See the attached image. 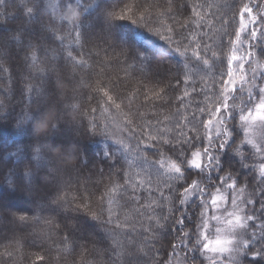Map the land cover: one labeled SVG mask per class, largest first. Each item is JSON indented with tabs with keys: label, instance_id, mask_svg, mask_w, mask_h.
Masks as SVG:
<instances>
[{
	"label": "snow or ice",
	"instance_id": "snow-or-ice-1",
	"mask_svg": "<svg viewBox=\"0 0 264 264\" xmlns=\"http://www.w3.org/2000/svg\"><path fill=\"white\" fill-rule=\"evenodd\" d=\"M2 3L3 0H0V4ZM20 3L27 10L30 20L37 17H47V19L40 20L35 29L39 33L36 39L25 35V28L32 27L30 24L24 28L13 29L14 34L10 35V39L16 41L25 50L23 60L32 70L31 76L27 78L28 82L22 89V95L28 97L30 102L23 110V116L17 120L16 127L17 129L24 127L32 137L33 143L25 149L31 155L23 169L18 173L10 171L9 186L14 191L23 192L33 203L34 209L47 205L66 212L68 205L72 204L77 213H83L88 219L99 224L105 233V238L110 241V245L104 249L108 252L107 264H144V261L138 259L141 255L152 259L153 264H172V259L179 260L180 264H197L195 253L198 251L202 255L207 252L214 254L212 257H205L210 264H224L221 257L227 258V264H253V262L260 264L264 261V223L256 226L259 233L253 232L250 238L247 235L249 222L258 218L256 213L264 214V83H258V81H264V74H257V67L264 68V64L257 61L256 67L252 66L256 52L244 51L239 57L235 54L230 55L226 74L221 63L218 68L219 78L213 76L211 85L203 77L201 83H198L194 76L189 77L191 63L189 58L184 65L185 72L182 77H175L176 84H172L170 80L165 83L162 78L153 75L154 57L150 58L145 54V43L148 37L139 31L117 35L115 40L124 46L134 45L140 49L137 51L136 48L129 47L128 51L121 53L124 60L120 63L124 65V71L129 77L137 72L140 74L141 86L128 96H114L109 90L101 87L100 90L107 97L104 103L112 105L120 113L119 119L115 116L111 118L121 135L117 136L115 132H111L107 124L101 127L98 122H90L85 129L81 122L80 127L76 129L81 139L77 140L64 134V129L61 127L65 122L63 113L53 99L54 94L50 93L45 85L52 74H56L57 82H60L63 73L58 61L61 58L66 66L71 65L74 70L81 72V83H83L84 74L92 67L89 63L91 52L87 54L88 59L85 58L84 53L85 45L89 40L81 29L83 13L87 10L85 0H59V2L57 0H20ZM133 7L131 4H125L119 13L110 12L104 16L103 43L109 48L113 47L110 41L113 40L112 29L115 27L109 21L112 18L121 21L129 19L130 12L135 15ZM193 11L195 15L200 16V13L195 12V6ZM146 15L147 13L141 14L139 20L134 23L147 25ZM259 15L264 18V6L260 7ZM220 23L221 28L217 31L221 33V43L215 46L205 41L197 43L183 31H177L173 27L166 29L168 35L160 33L159 29H154V32L160 36V39L167 41V48H162V54L171 50L180 56L187 57L188 52L191 51L192 57L197 62L196 66L202 65L200 71L217 67L216 61L222 59L223 36L229 37L228 42L232 45L233 52L240 50L237 45L243 46L245 38L248 41V48L264 46V19L258 21L253 15V7L250 3H244L239 8V28L235 32V39L231 38L229 32L230 21L221 17ZM258 23L262 25L260 29L257 28ZM200 35L208 36V33L202 32ZM209 40H211L210 36ZM42 45L45 53L43 60L37 56L36 52ZM181 48L184 51H181ZM105 51L107 52L106 49ZM5 56L6 50L0 48V76L8 71L3 66ZM234 64L238 66L239 72L234 69ZM245 64L249 65L250 78L245 74ZM71 78L74 79V75ZM37 79L39 83H34L33 81ZM238 80L242 85L239 90L236 88ZM143 81L152 83L153 87L145 91L147 85ZM158 84L162 85L159 89L156 87ZM179 85L183 86L184 91L183 95L176 97L180 102L177 106V115L180 114L181 107L185 110L189 106L195 109L191 119L185 118L184 123L180 120H176L175 123L171 121L165 123L164 120L159 119L155 103L152 105L151 112V116L156 117L153 122L147 112L141 111L145 105L136 103L143 96L145 101L154 98L155 101H164L168 104L170 103L168 90L175 91ZM6 91L10 93L11 87H8ZM148 92H151V96ZM201 95L204 99L198 100L193 105L191 101ZM165 97L169 98L165 99ZM33 98L36 101L34 106L31 103ZM186 100L188 103H185ZM47 104H51L57 113L51 120L45 118ZM134 105L135 111H133ZM6 107L0 100V114ZM70 107L75 116L79 112L77 105L73 104ZM92 111L95 112L96 109ZM105 111L108 109L105 108ZM237 114L238 123L244 134L240 144L236 142L239 139L235 132ZM257 122H260L261 129L258 140L254 142L249 133ZM33 123H38L44 131L38 132L33 129ZM67 123L72 125L74 121ZM201 124L204 129L203 135L200 134L199 125ZM189 126V131L185 132V128ZM81 129L85 130L81 133ZM125 129L128 133L126 136L123 135ZM89 135H111L117 145L115 151L110 149L103 153L104 162L108 165L111 174L110 183L105 186L98 204L93 202L92 193L87 187H85L86 195H82L77 190L69 197L63 181L65 174L79 172L88 167L90 161L85 159L87 145L82 140H86ZM52 136L56 138L52 139ZM241 145L251 146V154L260 158L257 169L259 177L247 197L243 195L247 186L240 188L239 193L236 192L239 180L235 173L220 175L225 171L222 156L228 155L230 149L241 158L242 166L248 167L245 159L248 153L242 151ZM53 153L57 155L54 156ZM166 153L170 154L171 160L165 156ZM129 156H132V159H128ZM149 156L157 159L150 163ZM122 157L128 165L127 168L123 166ZM134 161H142L149 168L153 164H159L160 169H166L175 184L167 185V194L157 187L155 191H159L160 195L159 198H154L151 186L145 189L143 180L138 178L140 173L133 174ZM252 167L256 168L255 165ZM213 172L217 175H212ZM11 175H17L15 184L11 182ZM151 181L152 177L148 181L149 185ZM213 181L216 183L214 184ZM225 186L231 190L227 195L224 191ZM142 191L148 193L147 203H141ZM133 203L152 211V214L148 215L152 223L144 228V231L150 235L145 236L139 246L136 237L140 233L137 232L136 225L130 223V214L123 211L126 206ZM229 204L230 208L221 207V205ZM257 204L258 208H256ZM209 206H211L210 217ZM157 208L160 209L159 212H156ZM196 208H199V213L194 220L193 213ZM136 212L139 213V208ZM41 219L42 217L34 212L32 217L24 215L13 217L12 223L24 227L30 221L39 222ZM211 221L227 225L226 228H215V238H210L208 235ZM193 223L194 231H186V227ZM170 225L173 232L182 234L181 245L192 254L191 256L181 258L175 251L179 247L176 244L171 246L173 249L171 256L163 260L159 248L152 251L155 245L151 241L159 235L155 232V228L167 230ZM77 231H80V228L74 223L70 226L69 233L62 238L61 243L67 245L68 256L74 254ZM98 243H103V240H93L94 246ZM249 253H251V259H248ZM37 259L43 260V257ZM72 264H75L74 259Z\"/></svg>",
	"mask_w": 264,
	"mask_h": 264
},
{
	"label": "trees",
	"instance_id": "trees-1",
	"mask_svg": "<svg viewBox=\"0 0 264 264\" xmlns=\"http://www.w3.org/2000/svg\"><path fill=\"white\" fill-rule=\"evenodd\" d=\"M244 3L252 5L253 15L257 17L258 21L264 19L259 15L260 7L264 6V0H85L87 10L83 13L81 29L89 40L85 45L84 53L85 58L88 59L87 54L91 52L89 63L92 67L84 74L83 83H81V72L74 70L71 65L66 66L63 58H61L58 61L63 73L60 82H57L56 74H52L49 82L45 85L47 90L54 94L53 99L63 113L65 122L62 123L61 127L64 129V134L80 140L81 135L77 134L76 129L80 127L81 122L84 124L85 129L90 125V122H98L101 127L107 124L111 132H115L117 136L121 135L115 128L111 118L115 116L119 119L120 113L112 105L104 103L107 97L103 95L100 88L103 87L105 90H109L110 94L114 96H128L140 87L142 82L138 72L129 77L124 71V65L120 63L124 60V56L121 53L128 51L129 47L136 48L137 51L140 49L134 45L124 46L115 40L117 35L139 31L148 37V41L145 43V54L149 55L150 58L154 57L152 62L153 75L157 78H162L165 83L170 80L172 84H176L175 77H182L185 72L184 65L190 58L189 77L194 76L198 83L202 82L201 78L203 77L211 85L213 76H216L217 79L219 78L218 68L221 63L225 74L227 72V61L232 52V45L228 42V36L222 37L224 47L222 49V59L216 61L217 67L200 71L199 69L202 68V65L196 66L197 62L192 57L191 51L188 52L187 57L180 56L171 50L166 54H162V48H167V41L160 39L154 29H159L160 33L168 35L169 33H167L166 29L173 27L177 31H183L185 35L190 36L191 40L197 43L205 41L215 46V44L221 43V33L217 31L221 28V17L230 21L229 32L231 33V38L235 39V32L239 28V8ZM125 4L134 6L133 12L135 15L130 12L129 19L121 21L112 18L109 21V23L115 25L112 29L113 40L110 41L113 47L109 48L108 45L103 43L104 16L110 12L119 13ZM194 6L195 12L200 13V16L194 14ZM29 7H31L30 4ZM9 13L14 14L10 15ZM144 13H147L145 17L148 22L147 25L134 23ZM94 17H98V20H95ZM45 19L47 17H37L34 20H30L27 10L23 8L20 0H3V3L0 4V48L6 50L3 66L8 69L7 72L0 76V100L7 106L3 113L0 114V226H2V221H4L5 224L12 227L11 230L10 228L8 230L6 225L2 227L3 234L0 235V264H72L73 259L75 264H107L108 252L104 251V249L110 245V241L105 238V233L99 224L88 219L83 213H77L72 204L68 205L66 212L47 205L40 209H34L33 203L23 196V192L14 191L9 186L10 171L18 173L23 169L25 162L30 159L31 155L25 149L33 143L32 137L24 127L20 129L16 127L17 120L23 116V110L30 102L28 97L22 95V89L23 85L28 82L27 78L31 76L32 70L27 67L23 60L26 54L25 50L16 41L11 40L10 35L14 34L12 32L13 29L24 28L30 24L32 27L25 28V35L36 39L39 33L35 29L40 20ZM94 20L96 23L93 22ZM90 24L94 25V27H91ZM198 24L199 26H197ZM182 25H185V27L182 28ZM261 27L262 25L258 23L257 28L260 29ZM97 29L100 32L99 35L96 34ZM202 32L208 33V36L200 35ZM209 36L211 40H209ZM93 45H97V47H93ZM194 47L195 45L193 44ZM181 51H184V49L181 48ZM261 51H264V46L261 47ZM36 52L37 56L43 60L45 56L43 45ZM255 52L260 56L259 47L255 48ZM112 57H117V59H112ZM205 72H207V75H205ZM73 75L74 79L71 78ZM9 77H11V80H9ZM33 82L39 83V80L37 79ZM143 83L147 85V88L144 89L145 91L153 87L152 83L148 81H143ZM8 87L12 89L10 93L6 91ZM156 87L159 89L162 85L158 84ZM168 91L170 97V103L168 104H165L164 101H155L154 98L153 100L145 101L143 96L136 103L145 105L141 111L147 112L153 122L156 119V117L151 116L153 103L156 104L159 119L164 120L165 123L169 121L175 123L176 120L184 123L185 118L191 119V114L195 111L191 106L187 110L181 107L180 114L177 115V106L180 102L176 97L177 95H183V86L179 85L175 91ZM189 91H191L190 87ZM148 95L151 96V92H148ZM244 95L246 96V94ZM169 97H165V99ZM203 99L204 97L201 95L193 99L191 103L194 105L198 100ZM35 102V98H33L31 100L33 106ZM185 103H188V101L186 100ZM73 104L77 105L79 109L75 116H73L72 108L70 107ZM65 105H69V107H65ZM205 106H207V101H205ZM105 108L108 111H105ZM93 109H96V111L93 112ZM133 111H135V105L133 106ZM56 114L52 105L47 104L45 118L51 120L52 116ZM197 114L199 115V113ZM70 121H74V124L69 125L67 122ZM32 128L38 132L44 131L38 123H33ZM189 128L190 126L185 128V132H188ZM199 128L200 134L203 135V125H199ZM85 129H81V133ZM254 131L251 130L250 133L252 134ZM235 132L239 136L236 142L240 144L242 130L238 123V114ZM123 135H128L126 129ZM192 135H195V133H192ZM258 137L259 135H256L251 139L255 142ZM55 138L53 137L52 139ZM82 142L87 145V157L85 159L90 162L86 169L65 174L63 176L64 188L69 193V197H71L77 190L82 195H86L85 187H87L88 191L92 193L93 202L98 204L101 193L105 191V186L110 183L109 176L111 174L108 165L104 162L103 153L110 149L115 151L117 145L111 135H89ZM241 149L248 153L245 158L248 167H243L241 158L236 156L230 149L228 155L222 156L225 171L220 173V175H227L229 172L235 173L239 180L236 192L239 193L240 188L247 186L243 194L247 197L259 177L257 169L260 158L251 154L252 149L249 145H241ZM53 155L57 154L53 153ZM165 156L171 160L170 154L166 153ZM128 159H132V156H129ZM156 159L153 156L148 157L150 163ZM122 163L125 168L128 167L123 157ZM253 165L256 168H253ZM101 169H103V173H101ZM132 172L133 174L140 173L138 178L143 180L145 189L151 186L154 198H159L160 195L159 191H155L157 187L167 194V185L175 184V181L170 178V174L167 173L166 169H160L159 164H153L149 168L142 161H134ZM212 175H217V173L213 172ZM150 177H152L151 185L148 183ZM10 179L15 184L17 175H11ZM213 183L215 184L216 182L213 181ZM224 191L227 195L228 189L226 186ZM148 198L147 191H142L141 203H147ZM7 203L12 204V206ZM197 204H199L198 200ZM225 206L227 205L223 207ZM258 207L259 205L257 204L256 208ZM137 208H139V213L136 212ZM123 211L130 214V223L135 224L137 232L140 233L136 237L139 246L143 242V238L150 235L144 231V228H147L152 223L148 219V215H151L152 211L134 203L126 206ZM159 211L160 209L157 208L156 212ZM34 212L42 217L39 222L30 221L24 227H19L12 223L13 217L21 215L32 217ZM198 213L199 208H196L193 213L194 220L197 218ZM208 215H211V206H209ZM256 215L258 218L253 222H249L247 229L249 238L253 232L259 233V229L256 226L264 223V214L257 212ZM121 219H123V214H121ZM48 221H51V223H48ZM74 223L78 225L80 231L75 233L74 254L73 256H68L67 245L61 243V241L69 233L70 226ZM212 224L214 223L212 222ZM194 229L195 224L193 223L189 224L185 230L194 231ZM155 232L159 235L151 241L155 245L152 251L154 252L156 248H159L162 260L171 256L173 252L172 244L179 245L178 251H175L181 258L184 257L179 253L181 248L184 249L183 245H181L182 234L173 232L171 225L167 230L155 228ZM93 240H103V243H98L94 246ZM17 241H19L18 244ZM184 250L186 251V249ZM8 253H11V255H8ZM199 254L201 257L204 255ZM190 255L192 254L190 253ZM200 255L198 256L200 257ZM41 256L43 260H38L37 258ZM199 257L195 258L201 264ZM138 259L144 261V264H153V260L149 257L141 255ZM248 259H251V253H249ZM172 262L180 264L177 259H172ZM260 264H264V261H261Z\"/></svg>",
	"mask_w": 264,
	"mask_h": 264
},
{
	"label": "rangeland",
	"instance_id": "rangeland-1",
	"mask_svg": "<svg viewBox=\"0 0 264 264\" xmlns=\"http://www.w3.org/2000/svg\"><path fill=\"white\" fill-rule=\"evenodd\" d=\"M94 19L95 20H98V17H94ZM93 21L94 23H96V21ZM27 23H28V21H27ZM90 26L91 27H94V25H92V24H90ZM249 28H251V25H249ZM28 29V28H27ZM96 34L97 35H99L100 34V32L98 31V29H97V31H96ZM117 34V33H116ZM248 41H247V39L245 38V42H244V44H243V46H240V45H237V47L240 49L239 51H236V52H233L232 51V54H235V55H237L238 57L244 52V51H255V49H252V48H248ZM259 50H260V56L259 55H256L255 56V58H254V60H253V64H252V66L253 67H256V62L257 61H259L261 64H264V51H261V47H259ZM231 54V55H232ZM248 68H249V65L248 64H245V74L250 78L251 77V72L250 71H248ZM234 69L237 71V72H239V69H238V66L237 65H235L234 64ZM257 74L259 75V74H264V68H260V67H257ZM258 83H264V81H258ZM241 83L239 82V80L237 81V83H236V88H237V90H239L240 88H241ZM244 87H247V85H243ZM244 94H246L247 95V93L245 92ZM257 95H258V93H257ZM240 126V125H239ZM33 128H34V126H33ZM240 129H241V127H240ZM260 129H261V124H260V122H257L256 124H255V126L252 128V130H255L254 131V133H249V136H250V138H253V137H255L256 135H259V133H260ZM242 130V129H241ZM68 133V132H67ZM53 137H55V136H52V138ZM244 138V134H243V131H242V139ZM74 182H75V180H74ZM231 190H229L228 189V193L230 192ZM225 194H226V192H225ZM23 196L27 199V200H29L28 198H27V196L25 195V194H23ZM239 197V196H238ZM237 197V198H238ZM239 199V198H238ZM15 201V200H14ZM20 203L21 204H23L21 201H20ZM9 206H12V204H9V203H7ZM223 206L224 205H221V207L223 208ZM227 207H231V205L229 204V205H227ZM218 215H219V213H217ZM209 217H210V215H209ZM3 223H2V226H0V235H2L3 234V228L2 227H5L4 225H6V228H8V230H9V228H10V230L12 229V227L10 226V225H8V224H5V222L4 221H2ZM212 222L214 223V224H212ZM216 227H221V228H226L227 227V225H225V224H217V222L216 221H211L210 222V224H209V230H208V235H209V237L210 238H215V235H216V233H215V228ZM14 234V233H13ZM177 250V249H176ZM178 251V250H177ZM179 253H181L184 257L185 256H191L190 255V253H188V251L186 250H184V249H180V252ZM196 253H197V255H196ZM195 253V257H199L198 255H200L198 252H196ZM214 254L213 253H211V252H207V253H204V255H203V257H201V255H200V257H199V259H201V264H210V261L208 260V259H206L205 257H212ZM203 258V259H202ZM221 259H223V261H224V264H227V258L226 257H221ZM205 262H204V261ZM172 264H175V263H173L172 262ZM197 264H199L198 262H197Z\"/></svg>",
	"mask_w": 264,
	"mask_h": 264
}]
</instances>
